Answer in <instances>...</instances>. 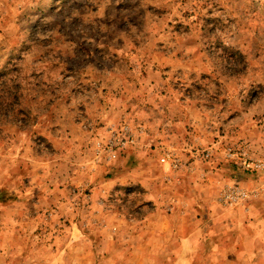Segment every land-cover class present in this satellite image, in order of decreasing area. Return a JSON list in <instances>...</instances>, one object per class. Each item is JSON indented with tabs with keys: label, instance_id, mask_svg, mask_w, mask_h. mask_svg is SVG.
<instances>
[{
	"label": "rangeland",
	"instance_id": "1",
	"mask_svg": "<svg viewBox=\"0 0 264 264\" xmlns=\"http://www.w3.org/2000/svg\"><path fill=\"white\" fill-rule=\"evenodd\" d=\"M6 98L0 264H264V0H0Z\"/></svg>",
	"mask_w": 264,
	"mask_h": 264
},
{
	"label": "built area",
	"instance_id": "2",
	"mask_svg": "<svg viewBox=\"0 0 264 264\" xmlns=\"http://www.w3.org/2000/svg\"><path fill=\"white\" fill-rule=\"evenodd\" d=\"M126 131V128L123 131ZM130 138L123 136L122 139L117 137L116 132H114L107 142L104 144L102 156H105V162H113L123 153L129 146ZM132 143V142H130ZM229 158H234L235 154L230 150L227 153ZM170 161V165L173 169H177L179 164L178 160L170 157L168 154L161 158V162ZM242 167L244 169H251L254 171H264V162L262 161H244L242 160ZM247 198V194L239 187L231 186L224 190L218 199L219 204L224 207L230 208L242 204Z\"/></svg>",
	"mask_w": 264,
	"mask_h": 264
},
{
	"label": "crops",
	"instance_id": "3",
	"mask_svg": "<svg viewBox=\"0 0 264 264\" xmlns=\"http://www.w3.org/2000/svg\"><path fill=\"white\" fill-rule=\"evenodd\" d=\"M258 222L259 221H253V225H254V227L256 228V227H258ZM211 235H214V234H211ZM210 237V236H209ZM222 243V242H221ZM220 242H216L215 241V238H210L209 239V256H211V255H213V253H215V252H217V250H218V248H219V245L221 244ZM157 247V249H159V247L158 246H156ZM153 248H155V247H153ZM190 249V248H189ZM191 250V249H190ZM209 264H213L211 261H209Z\"/></svg>",
	"mask_w": 264,
	"mask_h": 264
},
{
	"label": "trees",
	"instance_id": "4",
	"mask_svg": "<svg viewBox=\"0 0 264 264\" xmlns=\"http://www.w3.org/2000/svg\"><path fill=\"white\" fill-rule=\"evenodd\" d=\"M0 100H2V99H0ZM2 101H3V100H2ZM9 101H10L9 98L4 99L3 102L0 101V112H2L3 107H6V108H9V107H10L11 104H9ZM3 103L6 104V105L3 106ZM12 107H13V106H12ZM6 108H4L3 111H6V110H7ZM12 113H13V112H12ZM0 116H2V115H0Z\"/></svg>",
	"mask_w": 264,
	"mask_h": 264
}]
</instances>
